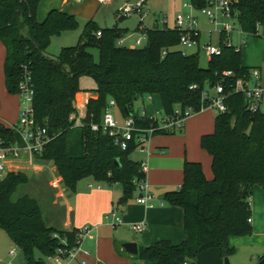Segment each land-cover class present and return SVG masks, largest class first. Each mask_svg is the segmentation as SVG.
<instances>
[{
    "label": "trees",
    "instance_id": "1",
    "mask_svg": "<svg viewBox=\"0 0 264 264\" xmlns=\"http://www.w3.org/2000/svg\"><path fill=\"white\" fill-rule=\"evenodd\" d=\"M188 1L195 9L206 4V0ZM228 1L240 30L255 35L257 26L264 25V0ZM38 2L0 0L3 82L8 93L17 94L18 83L27 78L34 122L44 126L48 135L35 156L50 160L70 191L82 178L117 183L121 193L116 202L123 203L131 197L134 182L145 177L139 161L129 158L136 147L132 140L120 150L108 135L89 128L91 122L99 121L108 98L123 117L130 115L135 124L146 127L154 121L137 116L132 108L135 99L157 94L165 115H172L176 107L182 112L190 106L195 112L206 104L202 90L216 82L222 84L226 109L215 112L212 130L198 138L199 147L210 158L211 178L204 177L199 162L184 160L181 183L162 195L166 203L182 210V239L137 246L132 258L141 264H223V258L234 250L227 237L251 232L249 196L253 185L261 189L264 203V112L248 110L242 93L231 89L233 80L249 71L240 65L238 48L227 45L219 35L220 53L209 57L202 67L196 53H179L176 29L145 27L143 45L128 47L116 43L127 32L125 28L98 27L89 19L75 44L62 46L51 55L46 51L50 38L75 28L76 19L66 10L51 8L38 21ZM91 49L96 50V60ZM223 71L230 74L223 75ZM80 76L94 81V96L87 98L82 123L73 126L68 120L71 101L77 91L86 90L78 86ZM175 131L154 130L151 135ZM13 133V127L0 122L1 145H11ZM26 179L22 172H6L0 179V227L26 264H42L33 258V249L45 257L60 251L64 257L78 246V228L46 227L33 198L22 194L11 200V194ZM114 247L124 254L120 246ZM263 256L264 251L256 264L263 263Z\"/></svg>",
    "mask_w": 264,
    "mask_h": 264
},
{
    "label": "crops",
    "instance_id": "2",
    "mask_svg": "<svg viewBox=\"0 0 264 264\" xmlns=\"http://www.w3.org/2000/svg\"><path fill=\"white\" fill-rule=\"evenodd\" d=\"M56 1L49 3L44 8L41 14L43 17L49 9L58 8L66 10L74 17L84 19L85 22L91 19L97 24V12L100 5L104 4L99 3L97 0ZM111 2L112 0H109L105 5ZM117 10L118 8L116 9V19H112L110 23L104 24L103 27L116 25L125 28L127 32L118 40L122 39L120 45L132 47L131 44L136 38L134 35L136 32L138 33V30H136L138 20L135 26L129 30L124 22L126 17L119 14ZM150 14L146 12L143 17L144 27H159L157 19L164 17L166 27L172 29V26L168 25L165 16ZM120 17L122 19L117 21ZM36 19L41 20L39 17H36ZM98 27L102 26L98 25ZM256 32L255 35H251L243 33L241 30L234 31L230 35V40L233 46L238 47L240 65L248 67L249 70H255L258 73L259 80L264 84V25L257 26ZM241 39L244 41L243 43L240 42ZM188 52L189 54L198 53L196 48L190 49ZM3 57L4 48L0 42V122L12 127L17 118V95L8 93L4 87ZM81 94H85L87 97L94 96V92L88 90H79L74 96L78 98ZM149 95L150 97H146V95L141 98V106L144 107L146 112L148 111L145 108L143 99L152 101V98L155 95L157 96V94ZM158 103L160 110L159 98ZM259 110L264 112V104L259 105ZM112 111L118 121L123 118L115 106L112 107ZM214 114L215 111L210 107L201 108L185 117L181 128L176 129L174 133L151 139L154 135L152 134L148 138L146 151L140 153L142 156L136 161H144L146 164L144 182L153 198L152 207L147 208L135 203L136 191H133L131 197L125 202L117 203L116 201L121 193L120 186L117 183L96 182L91 178H82L76 182L74 190L70 191L63 185L50 160L32 155L24 148L23 139L16 130H14V140L11 145L17 148L19 155L6 161L4 174L6 172H22L25 174L26 182L19 185L28 184L30 186L28 192L31 193V196L26 193L23 194L36 201L46 227L66 230L90 225L89 231L81 238L76 251V256L83 259L84 264H141L133 260L134 255L125 251H123L124 254L116 252L114 246H120L122 242H134L136 247L144 246L160 239L177 243L182 239V210L177 206L166 203L162 195L166 191L177 189L181 183V166L184 160L199 162L204 177L206 179L211 178L209 156L206 153L204 158L196 156L193 154L194 149L189 150L187 145L199 146V135L212 130ZM88 179H91L94 184L88 183ZM32 181H35L36 184L31 185ZM80 181H86L87 183L79 185ZM158 201L163 203L159 205ZM249 206L250 234L238 237L228 236L227 243L229 246L239 243L240 248H251L254 251L262 250L263 252L264 203L263 193L257 185H253L251 188ZM111 210L119 216L121 221L115 227H110L107 220L104 219V215ZM138 222L144 225L141 232H133L127 226L130 223ZM13 246L16 248L14 244ZM7 256L13 257L14 249H10Z\"/></svg>",
    "mask_w": 264,
    "mask_h": 264
},
{
    "label": "built area",
    "instance_id": "3",
    "mask_svg": "<svg viewBox=\"0 0 264 264\" xmlns=\"http://www.w3.org/2000/svg\"><path fill=\"white\" fill-rule=\"evenodd\" d=\"M97 1L99 3H106L109 0ZM143 3V1H137L133 4L123 2L117 10L119 14L125 17L133 14L138 20V36L133 40L131 44L132 47L137 46L141 40L145 39V35L142 31L145 27L142 20L146 15V10ZM183 7L186 8V11L183 13H176L172 25V29H176L179 32L176 45L179 53L181 55L189 54L188 50L196 48L197 51H203L207 58L218 55L221 51V46L219 44L216 46L209 43L199 44V31L196 29L197 21L190 10L193 9V7L190 3L184 4ZM196 10L198 13L202 14L207 21L213 23L214 26L218 28V34L222 36V41H225L227 45H232L230 35L234 31H240V27L237 24L234 11L228 0H206V4ZM157 21L160 26H166L164 17H159ZM99 34V30H97L95 35L98 36ZM240 42L243 43L244 41L241 39ZM121 43L122 39L117 41V44L120 45ZM234 48L237 49L238 47L234 46ZM164 52L165 50L161 51L162 54ZM222 74L228 75L230 73L228 71H223ZM189 87H193V84H190ZM231 89L242 93L245 106L250 111L259 108V105L264 103V84L259 80L258 73L255 70H249L245 77L234 79ZM31 94L32 92L27 78L24 77V79L18 83L17 95L20 103L17 111V118L12 127L20 133L24 142V148L30 154L35 155L39 153L47 143L48 135L44 126H38L34 122ZM146 97H150V95ZM201 97L206 102L204 107H210L215 112H221L226 109V105L223 101L225 92L223 91L222 84L219 82L205 87L201 92ZM87 98L85 94H81L78 98L75 96L73 97L71 101L72 110L68 114V120L71 125L75 126L82 123V118L85 115ZM113 106V99L108 98L99 121L91 122L89 128L93 131H100L108 135L112 139L113 145L120 150L125 149L128 146L129 140H132V142L136 144L135 149H137L139 153H144L146 151V147L143 145L146 140L148 142L149 135H151L152 131L179 129L181 128L184 118L193 112L190 106L184 107L182 112H180L179 107H176L172 115H165L161 110L155 108H153L151 112H146L144 107L141 106L138 110H135L137 116H146L154 121V125L142 127L135 124L133 117L130 115L124 116L118 121L112 111ZM18 155L17 148L12 145L6 146L0 144V179L4 175L6 161L10 158L18 157ZM139 169L143 174L145 173L146 164L144 161H139ZM144 178L134 182V191L137 193L134 201L148 208L153 206V198L147 190ZM162 203V201H158L159 205ZM104 219L107 220V223L111 227H115L121 223L119 216L112 210L104 215ZM127 226L133 232H141L144 227L141 222L130 223ZM89 229L90 227L88 225L78 228L77 239L79 242ZM78 246L69 249L64 257L59 255V253H61L60 251H56L53 255L49 256V258L54 264H64L63 261L65 259H75ZM78 263L84 264V260L79 259ZM262 264H264V256Z\"/></svg>",
    "mask_w": 264,
    "mask_h": 264
},
{
    "label": "rangeland",
    "instance_id": "4",
    "mask_svg": "<svg viewBox=\"0 0 264 264\" xmlns=\"http://www.w3.org/2000/svg\"><path fill=\"white\" fill-rule=\"evenodd\" d=\"M55 1L56 0H39L37 8H36V17H39L41 19L43 17V15L41 14L44 11V8L49 3H53ZM137 1L144 2L143 6L147 14L154 13L155 15L165 16L168 21V25L170 26L173 25V18L175 14L180 13V12L181 13L185 12L186 8L183 7V5L189 4L188 0H112V2L108 5H105L106 3L100 5V9L97 12V17H96L97 24L103 27L104 24L110 23L112 19L115 20L117 17L115 16L116 9L123 2H128L130 4H133ZM190 10L192 14L196 17V21H197L196 28L199 31V34H198L199 44L209 43L213 46L218 45V37H219L218 28H216L213 23L207 21V19L202 14L198 13L196 9L193 8ZM75 19H76L75 28L71 30L62 31L58 35H54L50 38L49 44L46 48V51L48 54L55 55L58 53L59 49L62 46L73 45L76 43L78 35L81 33L83 29L85 20L82 18H78V17H75ZM145 21L147 22V19ZM124 22L126 24V27L129 30H131L137 23V18L135 15L131 14L130 16L126 17ZM136 36H138L137 32L135 33L134 37ZM143 43H144V40H141V42L137 46H142ZM91 53L94 59L96 60L97 59L96 50L91 49ZM196 56H197L198 64L202 67L205 66L207 57L204 55L203 51H198ZM77 81H78V86L80 88L86 89L88 91H91V88L94 86V81L88 76H80ZM141 101H142L141 98H137L133 101V104H132L133 110H138V108L141 106V103H142ZM143 102L148 112L152 111V105H153V108L159 110L158 97L156 95L152 98V101L146 100L144 98ZM17 103H18V108H19L20 102H19L18 95H17ZM164 134H171V133H156L151 137V139L158 138V136H163ZM150 136L151 135H149V137ZM146 145H147V140L143 146L146 147ZM187 146L189 150L191 151L194 149L193 151L194 155L199 156L201 158H204L206 156L205 152L202 149H200L199 146H196V147H193L192 145H187ZM141 156L142 155L138 152L137 149H133L129 153V158L132 160H138V158ZM87 182L94 184V182L91 179H88ZM87 182L80 181L79 185H85ZM35 184H36L35 181L31 182V185H35ZM29 188L30 186L28 184L19 185L14 190V192L11 194L10 199L15 200L19 195L23 193L29 194V196H31L30 195L31 193L28 192ZM233 237H238V236H233ZM230 246H232L234 250L232 253L226 256L229 264H256L257 257L262 254V250L254 251L251 248L250 249L240 248L239 243H235ZM10 249H14V256L11 258L7 256V253ZM32 256L34 259L40 260L42 264H54L53 261L49 257H45L41 255L36 249L32 250ZM78 260H79V256H76L75 259L73 258L65 259L63 263L64 264H79ZM0 264H25L20 250L17 247L15 248L13 246L10 236L8 235L6 230H4L1 227H0Z\"/></svg>",
    "mask_w": 264,
    "mask_h": 264
},
{
    "label": "water",
    "instance_id": "5",
    "mask_svg": "<svg viewBox=\"0 0 264 264\" xmlns=\"http://www.w3.org/2000/svg\"><path fill=\"white\" fill-rule=\"evenodd\" d=\"M122 17L118 18L117 21H120ZM114 164L118 166L117 159L115 158L113 160ZM241 196H244V191H242ZM120 247L123 251H125L128 254L135 255L137 252V247L134 242H122L120 243ZM223 264H229L226 257L223 258Z\"/></svg>",
    "mask_w": 264,
    "mask_h": 264
}]
</instances>
